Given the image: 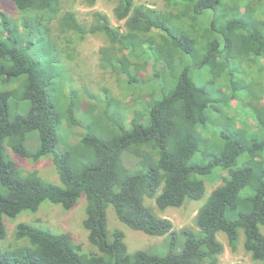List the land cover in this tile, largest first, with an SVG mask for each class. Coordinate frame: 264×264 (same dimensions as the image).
Wrapping results in <instances>:
<instances>
[{
	"label": "trees",
	"instance_id": "obj_1",
	"mask_svg": "<svg viewBox=\"0 0 264 264\" xmlns=\"http://www.w3.org/2000/svg\"><path fill=\"white\" fill-rule=\"evenodd\" d=\"M136 1L114 0V19L123 21L124 30L100 11L85 23L63 10L61 0H11L20 15L0 12V185L6 190L0 194V239L6 235L3 216L34 211L46 200L69 209L84 194L82 225L97 250L80 252L67 233L19 223L14 241L24 243L0 251V264H217L224 251L219 233L232 246L241 233L245 252L264 262V138L221 133L222 144H211L216 150L200 152L191 162L212 94L189 74L204 67L211 82L223 80L246 100L255 130L264 129L259 104L264 98V0H162V11ZM52 24L59 31L56 38ZM89 34L106 40L98 50L101 65L126 74L129 82L131 71L138 73L152 61L149 79L155 88L145 101L146 123L137 115L127 128L110 121L103 112L116 101L106 99L98 114L88 102L94 95L79 91L63 55L71 60L70 45ZM125 48L134 59L117 51ZM30 133H35L33 150L26 145ZM8 150L34 161L51 157L63 186L43 180L35 170L21 174ZM127 153L136 158L135 165L125 163ZM242 155V166L232 168ZM217 167L228 169L229 177L196 210L192 227L176 232L169 219L144 204L145 197L152 198L163 211L201 198V177ZM108 205L130 229L152 236L170 232L167 252L127 253L120 230L108 238Z\"/></svg>",
	"mask_w": 264,
	"mask_h": 264
},
{
	"label": "rangeland",
	"instance_id": "obj_2",
	"mask_svg": "<svg viewBox=\"0 0 264 264\" xmlns=\"http://www.w3.org/2000/svg\"><path fill=\"white\" fill-rule=\"evenodd\" d=\"M61 2L63 10H72L85 23L90 22L93 11H100L107 14L113 26H119L121 30L125 29L123 21L117 22L114 19V0H95L93 5H87L83 0H61ZM136 3H144L161 11L166 9L162 0L149 1V3L147 0H139ZM0 12L14 18L20 15L11 0H0ZM51 33L54 38L59 35V31L54 24L51 26ZM61 42L63 43V40ZM105 44L106 40L102 36L89 34L83 40L70 45L68 51L72 55L71 60L63 55V59L66 61L79 91H87L95 97L94 101H88L90 100L88 95L83 93L82 98L94 104V109L98 114H101L98 109H105L104 101L112 98L116 103L108 106L103 113H105V117L110 118V121L126 128L130 126V119L135 115L139 117L138 122L146 123L148 107L145 101L148 99L149 91L155 88V85L149 79L154 72L151 67L152 61H148L143 69L138 70V73L131 71L133 77L129 82L126 74L115 73L101 65L98 50ZM117 51L128 55V49L126 48L122 51L117 49ZM185 61L190 62V57L186 55ZM189 74L198 85L212 94V101L206 110L205 125L198 130L199 142H197V148L199 152L191 159V162L195 161L200 152L211 153V151L216 150L211 147V144H222L221 133L246 140L255 137L264 138V129L255 130L256 121L252 117L250 108L245 104L246 100L240 101L233 92L226 88L223 80L219 79L218 82H211L210 75L204 67L191 68ZM260 84L261 82H258L257 88ZM3 87L0 84V88ZM259 104L264 108V98L259 99ZM14 111L15 109L12 108L10 113L13 114ZM236 130H239L240 133ZM34 136L35 133H30L27 137L26 145L30 150L34 149L31 147L35 143V140L31 139ZM56 151L60 152V149L56 147ZM8 153L21 174L35 170L43 180L63 186L51 157L46 156L34 161L30 158L20 157L10 150H8ZM245 157V155L240 156L236 165L232 168L242 166ZM124 161L128 166H133L136 163V158L127 153L124 156ZM139 168L138 165L136 170ZM228 177V169L220 167L214 169L210 174H205L201 177L204 181V194L202 197L196 200L185 199L179 207H167L160 211L156 208L154 199L148 197L144 198V204L152 208L158 216L169 219L173 224L172 229L177 232L183 227L194 225L193 218L196 210L204 203L210 192L221 184L223 179ZM5 191V188L0 185V194H4ZM86 205V197L81 194L69 209H64L61 205L46 200L34 211H22L15 217L3 216L2 222L5 226L6 235L0 239V251L12 250L14 243H24L23 241H14V234L17 224L27 223L53 233H67L72 237L73 243L78 245L80 252H96V247L88 241V232L82 225ZM105 216L108 238L114 230L122 231L127 253L140 249L149 250L159 255H164L167 252L168 242L172 238L170 232L160 236H152L130 229L117 219L111 205L106 207ZM261 231L264 234V228H261ZM216 236L224 246V251L219 256L217 264H264L262 261L252 260L250 254L245 252L242 246L243 236L241 233L235 246L229 244L224 234L219 233ZM183 238L182 234L177 236L178 250L181 247ZM104 257L107 258V256Z\"/></svg>",
	"mask_w": 264,
	"mask_h": 264
}]
</instances>
